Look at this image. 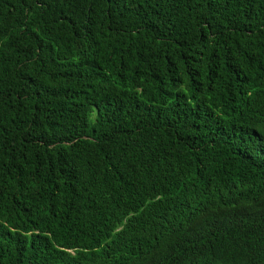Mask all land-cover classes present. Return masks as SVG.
I'll use <instances>...</instances> for the list:
<instances>
[{"label":"trees","instance_id":"obj_1","mask_svg":"<svg viewBox=\"0 0 264 264\" xmlns=\"http://www.w3.org/2000/svg\"><path fill=\"white\" fill-rule=\"evenodd\" d=\"M0 264H264V0H0Z\"/></svg>","mask_w":264,"mask_h":264}]
</instances>
